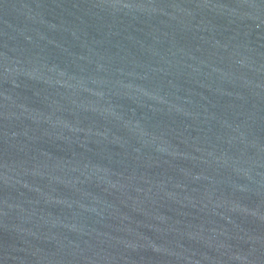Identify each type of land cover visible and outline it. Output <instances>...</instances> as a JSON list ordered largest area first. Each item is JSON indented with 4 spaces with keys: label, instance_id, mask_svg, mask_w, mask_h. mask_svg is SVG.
Here are the masks:
<instances>
[{
    "label": "water",
    "instance_id": "obj_1",
    "mask_svg": "<svg viewBox=\"0 0 264 264\" xmlns=\"http://www.w3.org/2000/svg\"><path fill=\"white\" fill-rule=\"evenodd\" d=\"M0 264H264V0H0Z\"/></svg>",
    "mask_w": 264,
    "mask_h": 264
}]
</instances>
